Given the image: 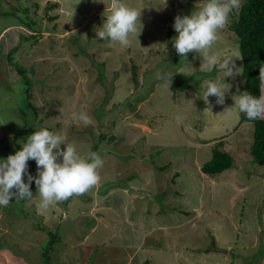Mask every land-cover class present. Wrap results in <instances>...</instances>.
Masks as SVG:
<instances>
[{
  "label": "rangeland",
  "instance_id": "374dc122",
  "mask_svg": "<svg viewBox=\"0 0 264 264\" xmlns=\"http://www.w3.org/2000/svg\"><path fill=\"white\" fill-rule=\"evenodd\" d=\"M123 2L143 8L142 31L128 47L97 38L110 0H0V30L14 27L0 37V160L29 136L32 118L20 114L27 77L39 112L34 131L59 133L81 155L96 152L104 161L99 183L82 196L44 209L33 181L32 198L0 207V264H43L50 229L62 239L53 264H264V165L251 154L254 124L241 121L231 98L246 91L231 28L240 9L210 49L220 60L240 57V74L225 79V103L210 96L209 109L200 97L223 73L209 71L195 53L185 64L172 46L175 16L206 0H167L159 11L164 0ZM27 7L37 32L24 23ZM9 57L27 69L23 82ZM157 73H172V81ZM73 112H86L90 123L74 121ZM215 147L234 163L206 174L201 167ZM34 164L28 161L32 176ZM16 214L24 218L12 220Z\"/></svg>",
  "mask_w": 264,
  "mask_h": 264
},
{
  "label": "clouds",
  "instance_id": "9594fccd",
  "mask_svg": "<svg viewBox=\"0 0 264 264\" xmlns=\"http://www.w3.org/2000/svg\"><path fill=\"white\" fill-rule=\"evenodd\" d=\"M166 7L167 0H164L163 5L155 9L159 11ZM241 7L242 0H206L203 7L190 15H177L174 18L173 28L178 35L172 38V46L185 64L189 63L188 54L195 53L202 57V62L209 71L219 68L223 73V80L207 82L200 97L209 109L210 96L216 98V104L225 103V94L229 91L225 79L235 78L240 74L234 60L240 57L220 60L216 54L210 53V49L217 43L219 31L228 26L231 14ZM110 9L101 30L96 32L97 38L118 42L122 47L130 46V36L134 35L138 39L142 31L143 8L129 7L123 0H110ZM172 77V73H157V79L172 81ZM259 90V97L246 91L231 97L234 106L249 120H264V65L259 68ZM228 109L230 108L225 111ZM72 119L85 125L91 121L86 112H73ZM66 140L65 136L47 129L36 130L26 138L20 150L0 160V207L8 206L13 197L32 198L30 186L33 181L41 197L39 207L44 209L73 196H82L99 183L98 169L104 163L101 156L96 152L81 155L76 146ZM29 160L36 162V177L28 172ZM25 175L27 183L23 179Z\"/></svg>",
  "mask_w": 264,
  "mask_h": 264
},
{
  "label": "trees",
  "instance_id": "16d2710c",
  "mask_svg": "<svg viewBox=\"0 0 264 264\" xmlns=\"http://www.w3.org/2000/svg\"><path fill=\"white\" fill-rule=\"evenodd\" d=\"M56 6V3L51 4V8ZM237 16V20H235V22L231 25V28L239 39L240 51L244 64L243 76L246 80L245 89L249 94L255 97H259V68L261 65H264V0H242V7L240 8ZM29 17L30 16L28 9L25 17L27 20L24 19V23L27 27H29V29L37 32L38 28H36L34 25L32 26V23H34V21L30 19V22ZM26 36L27 35L24 34L25 39L34 37L30 35L27 37ZM24 37H21L20 44L14 48V52H17L19 50ZM12 52L13 51H10L9 54L12 55ZM8 59L10 63L12 62L14 64V58H12L11 60V58L9 57ZM14 66L17 68V72L19 73L23 82L25 78L24 71L27 69H25V67L21 65L17 66L14 64ZM25 81L27 86L26 98L28 99V101H26V104L20 108V114H22L21 116L23 118L27 117L28 115L31 116L32 121H29L30 125L27 130L28 135H31L34 132V124H37L39 112L38 108L34 106L32 102H30L32 98V94H30L28 86L30 85V81L27 77ZM240 119L244 122H254V142L251 146V154L253 155V160H255L259 164L264 165V120H249L247 116L242 112H240ZM113 122L114 124L116 123L114 120ZM100 128L103 129V126L100 125ZM101 138L103 137L101 136ZM233 163L234 158L229 152L222 150L219 147H215L212 150V158L209 161L205 162L202 165L201 169L206 174L215 175L231 168L233 166ZM36 168V164L29 168V170L33 171V175L35 177L37 176L35 173ZM34 188L36 187H33L32 189ZM38 211V209L33 208L32 214L30 215L36 217L38 220H41V218H43L42 223L36 220L35 225L38 229L45 230L44 215L41 216ZM22 215L24 216V214ZM22 215L19 216L18 214H16L14 218H10L12 220H18L20 218H24L22 217ZM48 232L50 235V239L47 243L46 248L40 254L39 262L42 261L43 264H53L51 259L55 250L54 245L56 243L62 242V239L58 235L59 232L54 230L52 231V229H50ZM41 255L43 256L42 258Z\"/></svg>",
  "mask_w": 264,
  "mask_h": 264
},
{
  "label": "crops",
  "instance_id": "0c3cea01",
  "mask_svg": "<svg viewBox=\"0 0 264 264\" xmlns=\"http://www.w3.org/2000/svg\"><path fill=\"white\" fill-rule=\"evenodd\" d=\"M11 26H13V25H8V26H6V27H3L2 30H0V37H1V38H4V37H5V34H6L5 32H6V31L8 32V30H9L10 28H14V27H11ZM21 33H22V32H21ZM21 37H22V36H19V39H18L19 41L21 40ZM1 38H0V39H1ZM0 41H1V40H0ZM19 41H18V42H19ZM0 53H1V51H0ZM3 64H4V63H3Z\"/></svg>",
  "mask_w": 264,
  "mask_h": 264
},
{
  "label": "water",
  "instance_id": "95a60500",
  "mask_svg": "<svg viewBox=\"0 0 264 264\" xmlns=\"http://www.w3.org/2000/svg\"><path fill=\"white\" fill-rule=\"evenodd\" d=\"M213 244H214V249H215V250L217 249V250H223V251L227 252V250H225V249L218 248V247L216 246L215 242H213Z\"/></svg>",
  "mask_w": 264,
  "mask_h": 264
}]
</instances>
